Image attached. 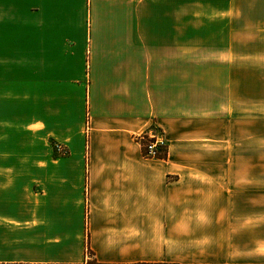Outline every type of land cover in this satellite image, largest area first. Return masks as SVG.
Returning a JSON list of instances; mask_svg holds the SVG:
<instances>
[{
  "label": "crops",
  "instance_id": "obj_1",
  "mask_svg": "<svg viewBox=\"0 0 264 264\" xmlns=\"http://www.w3.org/2000/svg\"><path fill=\"white\" fill-rule=\"evenodd\" d=\"M250 10L0 0V264H264V146L237 113Z\"/></svg>",
  "mask_w": 264,
  "mask_h": 264
},
{
  "label": "rangeland",
  "instance_id": "obj_2",
  "mask_svg": "<svg viewBox=\"0 0 264 264\" xmlns=\"http://www.w3.org/2000/svg\"><path fill=\"white\" fill-rule=\"evenodd\" d=\"M245 17L249 24L238 27L237 51L247 56V61L240 63L243 72L238 79V84L246 83L247 88L238 87L237 113L252 115L254 145L264 146V11H246ZM254 158L264 160V153L254 154Z\"/></svg>",
  "mask_w": 264,
  "mask_h": 264
},
{
  "label": "built area",
  "instance_id": "obj_3",
  "mask_svg": "<svg viewBox=\"0 0 264 264\" xmlns=\"http://www.w3.org/2000/svg\"><path fill=\"white\" fill-rule=\"evenodd\" d=\"M138 141L140 142L141 146H144L148 151V158H155L159 148L166 145V142L156 130H152L148 133L140 135L138 137ZM58 148L64 153L62 147L59 146Z\"/></svg>",
  "mask_w": 264,
  "mask_h": 264
},
{
  "label": "trees",
  "instance_id": "obj_4",
  "mask_svg": "<svg viewBox=\"0 0 264 264\" xmlns=\"http://www.w3.org/2000/svg\"><path fill=\"white\" fill-rule=\"evenodd\" d=\"M143 154L148 157V151L146 148L143 146L142 147ZM168 157V144L162 146L159 148L158 153L155 155V158L158 159H166Z\"/></svg>",
  "mask_w": 264,
  "mask_h": 264
}]
</instances>
